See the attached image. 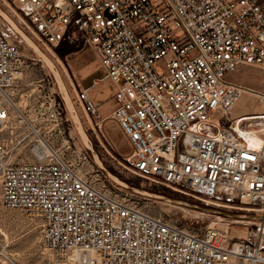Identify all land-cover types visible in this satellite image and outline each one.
Here are the masks:
<instances>
[{"label":"built area","instance_id":"built-area-1","mask_svg":"<svg viewBox=\"0 0 264 264\" xmlns=\"http://www.w3.org/2000/svg\"><path fill=\"white\" fill-rule=\"evenodd\" d=\"M1 1L44 44L80 41L95 53L103 73L91 85L111 84L109 114L129 144L122 159L130 171L178 193L264 214V131L253 144L237 130L242 123L259 126L264 110L232 115L245 87L228 77L239 64L264 69V0ZM158 58L163 73L152 67ZM35 63L0 32V123L22 113L15 98L23 69L25 104L48 100L37 112L61 121L49 78L30 72ZM75 98L96 116L85 89L75 90ZM8 153L0 138V203L29 215L41 243L62 264L264 261L259 227L236 238L211 226L184 227L107 186L97 167L86 166L85 148L76 158L51 148L17 162ZM4 245L0 263L19 264Z\"/></svg>","mask_w":264,"mask_h":264},{"label":"rangeland","instance_id":"rangeland-1","mask_svg":"<svg viewBox=\"0 0 264 264\" xmlns=\"http://www.w3.org/2000/svg\"><path fill=\"white\" fill-rule=\"evenodd\" d=\"M0 9L12 19L19 30L42 54L52 61L78 114L81 122L80 128L82 131L84 130V135H87L86 140L81 136L78 125L72 119L69 109H67L68 107H66L64 100L60 96L61 93L56 84V77L52 74L44 60L24 40L21 33L15 32L0 17V32L7 39L17 44L19 52L23 57H30L35 60V69H30V72L39 75L40 71H42L47 75L50 80L47 88L55 91V99L59 100L61 107V121L55 122L46 117L44 113L40 114L37 112L38 109L51 105L50 102L48 103V100L42 106H39L40 101L37 98L25 104L23 97L29 88L24 82L28 69H25V71L23 69L16 93V96L19 94V98H15V105L22 113L20 116L14 114L6 122L0 123V138L6 142L9 148L8 157L10 161H31L37 159L33 149L36 146H41V141L46 143L47 146L59 149L66 156L73 158H76L78 149L85 148L88 154L86 166L90 167L89 164H91L93 169L96 168V164L92 159L94 152L102 166L109 173L110 176H107L98 167V174L101 171L107 186L119 193V195L134 198L144 208L154 213H159L184 227L202 228L211 226L231 238L249 237L256 231V227L262 228L264 220L261 221L252 217L240 218L233 215L261 213L237 207H225L206 203V201H211L178 193L160 183L145 179L130 171L122 159L123 155L129 151L127 140L122 141L120 149L116 148L112 143V138L121 140L125 136L109 114L115 106V101L110 97L111 84L104 80L98 84L91 85L92 78L100 77L103 73L102 68L97 62L95 53L89 47L80 43V41H75L74 43L60 42L55 46L44 44L38 39L36 33L19 11L12 9V7L1 0ZM152 67L158 73L165 72L162 58L154 60ZM228 77L245 87L238 98L240 102L243 100L242 107L245 108L244 112H262L264 110V99L259 100L258 96L254 94V92L264 93L263 68L257 65L239 64L231 71ZM79 89H85L92 98L100 100L94 101L92 99L97 104L96 116L87 115L82 110L80 103L75 98V90ZM21 92L23 93L21 94ZM238 101L234 109L238 108ZM240 112L244 113L243 111ZM261 118L257 117L256 120L263 121ZM244 126L246 124L242 123L241 127L245 128ZM84 142L89 148L85 147ZM115 180L123 181L128 186L147 191V194H137L116 183ZM153 194L162 195L164 198L154 196ZM165 198L186 201L189 205L176 203ZM227 213L232 215H227ZM262 230L264 239V228ZM0 242L5 243L4 248L8 253L7 255H10L16 263L62 264L56 259L52 251L41 243L39 231L34 225V220L17 209L4 208L1 203ZM8 261L7 258L0 264H9ZM254 264H264V261Z\"/></svg>","mask_w":264,"mask_h":264},{"label":"bare ground","instance_id":"bare-ground-1","mask_svg":"<svg viewBox=\"0 0 264 264\" xmlns=\"http://www.w3.org/2000/svg\"><path fill=\"white\" fill-rule=\"evenodd\" d=\"M26 39L27 42H29V40L24 37ZM35 50H37L35 47H34ZM45 60H46V63L48 65V67H50V69L53 70L55 76H56V79L58 81V84L61 88V91H62V95H63V98H64V101L69 109V112L71 114V117L73 118V120L76 122V123H81L79 118H78V114L74 108V105L72 104L71 100H70V97L68 95V91L66 90V87L64 86V83L60 77V74L58 73V70L56 69V67L54 66V64L52 63V61H50L47 57H44ZM63 65V64H62ZM55 67V68H54ZM63 67L65 68V66L63 65ZM255 95H259V93H255ZM240 96V95H239ZM239 98V97H238ZM238 98L236 100V102L232 105L231 107V114L232 115H236V114H233V110H234V107L238 101ZM242 99V98H241ZM254 101V100H253ZM239 102V101H238ZM242 108V107H241ZM244 113H249V112H244ZM244 116H250V115H244ZM90 119V118H89ZM257 123L259 124L258 127H251V128H243V127H237V130L242 132L243 135H245L246 139L250 142V143H253V144H257L258 141H259V137H258V133L260 132H263L264 131V122L261 121V120H257ZM82 125V124H81ZM81 131V130H80ZM84 131V130H83ZM81 133L84 135V133L81 131ZM85 136V135H84ZM87 136V135H86ZM41 141V140H40ZM40 143L41 146H36L33 150L35 151V155L37 158L41 157L44 153H47L48 151H51V148L49 146H47L46 143H43V141H41ZM96 160L98 161V157H95ZM206 203H213L215 205H222V206H225V207H232L229 205H226V204H222V203H216V202H208L206 201ZM261 224V223H260ZM264 228V222H263V225H262V228L261 230ZM260 230V229H259Z\"/></svg>","mask_w":264,"mask_h":264},{"label":"water","instance_id":"water-1","mask_svg":"<svg viewBox=\"0 0 264 264\" xmlns=\"http://www.w3.org/2000/svg\"><path fill=\"white\" fill-rule=\"evenodd\" d=\"M0 17L3 19V21L4 22H6L15 32H17L18 34H20L21 33V35H22V37L24 38V37H26L20 30H19V28L16 26V24L12 21V19L6 14V13H4V12H2L1 11V9H0ZM27 38V37H26ZM28 39V38H27ZM24 40L26 41V39L24 38ZM29 40V39H28ZM27 42V41H26ZM28 44H30L31 45V47L33 48V50L42 58V60H44V62H45V64L47 65V63H46V60H45V58L44 57H46L44 54H42V52L32 43V42H30V40H29V42H27ZM34 47L37 49V50H35L34 49ZM48 66V65H47ZM49 69H50V67H48ZM51 70V72H52V74L55 76V74H54V72H53V70L52 69H50ZM56 77V76H55ZM56 84H57V87H58V89H59V92L62 94V91H61V88H60V86H59V84H58V81H57V79H56ZM60 94V96L62 97V99L64 100V98H63V95H61ZM65 102V101H64ZM66 104V103H65ZM66 107H67V105H66ZM68 109V108H67ZM73 119V118H72ZM75 122V121H74ZM76 123V122H75ZM77 125H78V127H79V130H81V128H80V124L79 123H76ZM82 131V130H81ZM81 131H80V134H81V136L86 140V136H84L82 133H81ZM83 132V131H82ZM84 145H85V147L86 148H89V146L84 142ZM95 157H97L96 156V154L93 152V157H92V159H93V161H94V163L96 164V167L98 168H100V169H102L103 171H104V173L107 175V176H110L109 175V173L105 170V168L102 166V164H101V162L98 160H96V158ZM115 182L116 183H118V184H120L121 186H124V187H126V188H128V189H130V190H132L133 192H135V193H137V194H147V191H144V190H140V189H137V188H135V187H131V186H128L125 182H123V181H119V180H115ZM154 196H157V197H160V198H164V196H162V195H158V194H153ZM165 199H168V200H170V201H173V202H176V203H183V204H186V205H189V203H187L186 201H180V200H177V199H169V198H165ZM195 207H197L196 205H195ZM227 215H232V214H229V213H227ZM233 215H235V216H238V217H240V218H249V217H252V218H255V219H258V220H261V221H263L264 220V214H256V213H254V214H244V213H242V214H233Z\"/></svg>","mask_w":264,"mask_h":264},{"label":"crops","instance_id":"crops-1","mask_svg":"<svg viewBox=\"0 0 264 264\" xmlns=\"http://www.w3.org/2000/svg\"><path fill=\"white\" fill-rule=\"evenodd\" d=\"M88 95H89L90 98L93 99L94 101H100V100H96L95 98H92V96H91L90 94H88ZM242 103H243V100H242L241 102L239 101L238 108H235V109L233 110V114H237V113H239V111H243V112H244L245 108L242 107V106H243ZM98 104H99V102H98ZM240 106H241L242 108H241ZM240 113H241V112H240ZM125 140H126L125 138H122L121 140L118 139V138H116V140L112 138V143H113V145H114L116 148L120 149L121 146H122V141H125Z\"/></svg>","mask_w":264,"mask_h":264}]
</instances>
